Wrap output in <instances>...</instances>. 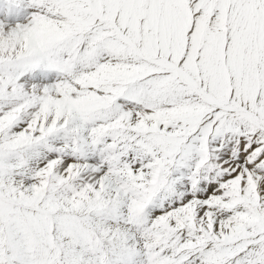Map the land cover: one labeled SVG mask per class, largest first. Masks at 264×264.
<instances>
[{
    "label": "snow or ice",
    "instance_id": "6c2138e0",
    "mask_svg": "<svg viewBox=\"0 0 264 264\" xmlns=\"http://www.w3.org/2000/svg\"><path fill=\"white\" fill-rule=\"evenodd\" d=\"M0 264H264V0H0Z\"/></svg>",
    "mask_w": 264,
    "mask_h": 264
}]
</instances>
